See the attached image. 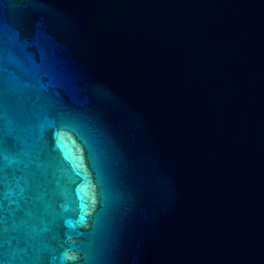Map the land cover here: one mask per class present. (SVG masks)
Segmentation results:
<instances>
[{
    "label": "water",
    "instance_id": "water-1",
    "mask_svg": "<svg viewBox=\"0 0 264 264\" xmlns=\"http://www.w3.org/2000/svg\"><path fill=\"white\" fill-rule=\"evenodd\" d=\"M0 264H264V0H0Z\"/></svg>",
    "mask_w": 264,
    "mask_h": 264
}]
</instances>
